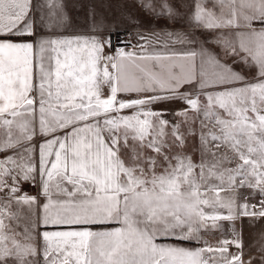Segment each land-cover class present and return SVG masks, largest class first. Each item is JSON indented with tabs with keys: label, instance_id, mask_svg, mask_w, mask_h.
<instances>
[{
	"label": "snow or ice",
	"instance_id": "1",
	"mask_svg": "<svg viewBox=\"0 0 264 264\" xmlns=\"http://www.w3.org/2000/svg\"><path fill=\"white\" fill-rule=\"evenodd\" d=\"M136 2L173 27L105 53L91 5L0 0V264H264V0Z\"/></svg>",
	"mask_w": 264,
	"mask_h": 264
},
{
	"label": "crops",
	"instance_id": "2",
	"mask_svg": "<svg viewBox=\"0 0 264 264\" xmlns=\"http://www.w3.org/2000/svg\"><path fill=\"white\" fill-rule=\"evenodd\" d=\"M61 2L65 6V11L73 20L74 28H82L85 26L84 20L86 19L88 7L91 5L97 13H100L105 17V19L114 27V30H133L132 47L129 50H132L133 46L137 45L138 43H142V41L138 39V33L147 34L162 29L168 30L173 27L170 22L166 21V18L153 17L151 13L142 10V8L137 4L136 0H61ZM173 2H179V0H173ZM129 17H132V19H129ZM111 33L105 31L103 33H97L96 35H99L101 39H104L111 35ZM41 34L46 33L42 31ZM70 34L72 33H65V35ZM110 51L115 52L113 48L109 50L107 47H105V53H109ZM237 70H240L239 67ZM166 107H169V105H166ZM22 190L31 195H35L37 192V189L30 184H24ZM201 235L202 240L200 245L190 244L186 246H202L203 241L205 240L209 244L216 246L217 241L220 240L219 237L215 242L214 240L211 242L208 238L213 239L212 237H207L206 233H202ZM257 247L258 246H254L255 249H257ZM229 252L231 253L230 248ZM250 256L251 246L249 245L245 247L244 245L243 259L247 261Z\"/></svg>",
	"mask_w": 264,
	"mask_h": 264
},
{
	"label": "rangeland",
	"instance_id": "3",
	"mask_svg": "<svg viewBox=\"0 0 264 264\" xmlns=\"http://www.w3.org/2000/svg\"><path fill=\"white\" fill-rule=\"evenodd\" d=\"M165 104L157 105V107L160 108H166ZM169 107H173L172 105H169ZM170 118V117H166ZM258 199L256 200H251L250 203H258ZM236 230L237 232H241L242 230V238H243V244L246 246H251V256L255 255L258 256L259 253H257L256 249L254 246H259V241L261 238V234H264V218L260 219H255V218H249V217H244L242 220H237L235 222ZM229 225L227 222H225V229H227ZM207 237H212L208 238L209 241L214 242L220 237V239L224 238H231V233L228 231H224L223 233L221 232H208L206 233ZM250 241V243H249ZM254 242H256L254 244ZM230 251L232 254L237 253V249L234 246H229ZM258 263V261L256 262Z\"/></svg>",
	"mask_w": 264,
	"mask_h": 264
},
{
	"label": "built area",
	"instance_id": "4",
	"mask_svg": "<svg viewBox=\"0 0 264 264\" xmlns=\"http://www.w3.org/2000/svg\"><path fill=\"white\" fill-rule=\"evenodd\" d=\"M112 39V48L116 50L118 47H124V43L126 42L128 45V50L132 47V39H133V30L130 29H121L114 30L111 33Z\"/></svg>",
	"mask_w": 264,
	"mask_h": 264
}]
</instances>
